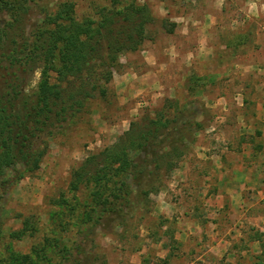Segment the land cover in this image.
I'll return each mask as SVG.
<instances>
[{"label":"rangeland","instance_id":"1","mask_svg":"<svg viewBox=\"0 0 264 264\" xmlns=\"http://www.w3.org/2000/svg\"><path fill=\"white\" fill-rule=\"evenodd\" d=\"M32 1L29 23L64 0ZM70 1L78 19L96 18L102 7H145L136 17V23L146 20L144 40L119 55L111 81L103 83L107 93L97 90L66 133L48 138L38 169L18 179L24 166L11 167L0 180L3 246L22 253L40 247L51 216L66 217L53 213L59 209L51 200L72 196L74 168L117 143L133 121L172 102L174 112L203 127L192 128L174 169L163 168L156 192L137 204L134 216L117 228L95 229L87 250L99 254L96 264H264V175L256 171L257 162L264 165V123L257 117L264 100V0ZM21 77L35 99L42 69ZM220 160L231 169L249 167L255 180L230 212ZM220 191L225 196L218 197ZM26 219L38 228L35 234L11 238Z\"/></svg>","mask_w":264,"mask_h":264},{"label":"trees","instance_id":"2","mask_svg":"<svg viewBox=\"0 0 264 264\" xmlns=\"http://www.w3.org/2000/svg\"><path fill=\"white\" fill-rule=\"evenodd\" d=\"M31 1L0 0V12L8 13L5 22L0 19V180L11 167L24 166L18 179L38 169L48 138L66 133L97 90L107 93L103 83L111 81L119 55L137 50L144 40L146 20L136 23V17L145 7H102L98 17L78 19L75 3L64 0L29 23ZM37 68L42 78L32 99L21 76ZM187 116L174 112L170 102L133 121L117 143L74 168L72 196L64 192L51 200L59 209L53 213L66 217L51 216L49 232L29 253L3 246L6 193L0 188V264H96L99 254L85 245L90 235L125 225L137 204L156 192L163 168L174 169L175 158L191 143L189 132L203 127ZM29 221L11 238L33 236L38 228Z\"/></svg>","mask_w":264,"mask_h":264},{"label":"crops","instance_id":"3","mask_svg":"<svg viewBox=\"0 0 264 264\" xmlns=\"http://www.w3.org/2000/svg\"><path fill=\"white\" fill-rule=\"evenodd\" d=\"M258 105L261 106L260 108L262 109V113H261V115L258 114L257 117H258V119H260L264 123V109L262 108V107H264V100L260 101L258 103ZM261 154H263V153H261ZM257 163L259 164V166L256 164V166H258V169H256V171H258L260 174L264 175V172H263L264 165H262V162H257ZM224 164H225L224 161L220 160L219 166H218L219 167L218 170H220V173L224 172L226 174V172H227V176H226L227 180L223 184L224 187L222 189L230 188L228 190L227 194L229 196L230 195L232 196V198H233L232 204L233 205H230V207H226L227 212H230L234 207H236V204H234V203H237V201H245V199L243 198V195L241 193L243 192L244 189H247V187L250 184H254L253 182L255 180H254V177H252V171L253 170H250L249 167H245L243 165H238L237 167L234 166L231 169L230 167L228 168L226 165L224 166ZM254 164H255V162H254ZM221 169H223L222 172H221ZM238 171L242 172L243 174H239ZM228 173H229V176H228ZM240 177L243 178L242 182H239L240 181ZM219 196H225V195H223V192L220 191V194H218V197ZM244 205L246 206L247 202H245ZM222 212H223V210L218 212V214H221Z\"/></svg>","mask_w":264,"mask_h":264}]
</instances>
